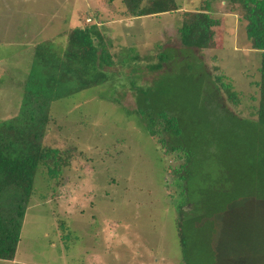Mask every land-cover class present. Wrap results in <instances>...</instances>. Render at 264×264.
Returning a JSON list of instances; mask_svg holds the SVG:
<instances>
[{
	"label": "rangeland",
	"instance_id": "obj_1",
	"mask_svg": "<svg viewBox=\"0 0 264 264\" xmlns=\"http://www.w3.org/2000/svg\"><path fill=\"white\" fill-rule=\"evenodd\" d=\"M174 2L132 18L124 0H0V122L18 112L37 42L59 50L70 29L94 24L113 61L107 81L50 103L41 146L64 163L55 179L35 172L14 257L0 264H264V191L247 160L260 149L261 51L237 0ZM195 9L210 23L200 48L179 41ZM160 52L174 56L151 68ZM134 55L135 69L121 63ZM131 79L156 87L141 106L175 115L176 139L146 132Z\"/></svg>",
	"mask_w": 264,
	"mask_h": 264
},
{
	"label": "trees",
	"instance_id": "obj_2",
	"mask_svg": "<svg viewBox=\"0 0 264 264\" xmlns=\"http://www.w3.org/2000/svg\"><path fill=\"white\" fill-rule=\"evenodd\" d=\"M124 1L125 13L132 18L156 15L178 8L174 0H149L147 5H139L140 0ZM237 1L240 4L239 13L245 20L244 34L249 47L261 51L258 67L259 80L256 82L257 102L261 109L259 111L261 126L258 124L259 130L261 128L258 144L260 149L251 151V155L247 158L248 162L255 165L257 192L261 193L262 190L264 191V0ZM195 10L183 12L178 28L179 41L185 47H199L198 40L204 43L210 36V23L205 11ZM164 54V52L158 54V62L151 68L162 66L161 64L167 61L166 58L171 61V56H174L169 53L166 54L167 56ZM135 59V55L126 57L121 60V63L135 69ZM112 64L111 54L107 52L102 35L94 24L70 29L66 35L65 46L59 50L48 41L37 42L32 48V58L23 81L18 112L13 119L0 122L1 260H11L14 257L22 219L32 194L35 172L39 170L40 165L44 166L47 178L55 179L64 163L56 149H44L41 146L45 121L51 114L48 112L50 103L55 99L107 81L108 74L112 75L113 71L105 67H110ZM161 76L162 74L159 77ZM156 82L158 81L153 80L150 85H156ZM128 86L135 94L136 111L146 132L158 136L165 133L170 140L176 139L180 128L175 115L164 110H152L141 106L146 104L150 98V92H154L156 87L139 85L132 79L128 81ZM229 94L230 98L236 96L234 93ZM163 142V137H160L159 143ZM167 149L175 151L178 146H168ZM219 171L216 168L211 170V173L214 172L211 182H215L218 189L223 188V182L222 184L219 182L221 180ZM222 172L223 179H227L226 171L222 170ZM190 178L191 176L187 177L185 186L194 185L189 183ZM180 193L184 196L185 202L190 201L192 210L197 207L196 202L185 195L184 191L181 190ZM204 209L208 210L206 207ZM196 211L200 214L204 213V210ZM62 236L61 239H63ZM180 243L183 244L181 240Z\"/></svg>",
	"mask_w": 264,
	"mask_h": 264
},
{
	"label": "crops",
	"instance_id": "obj_3",
	"mask_svg": "<svg viewBox=\"0 0 264 264\" xmlns=\"http://www.w3.org/2000/svg\"><path fill=\"white\" fill-rule=\"evenodd\" d=\"M252 119V118H251ZM252 121H253V124L255 123V121H256V119H252ZM257 126H258V124H256Z\"/></svg>",
	"mask_w": 264,
	"mask_h": 264
}]
</instances>
